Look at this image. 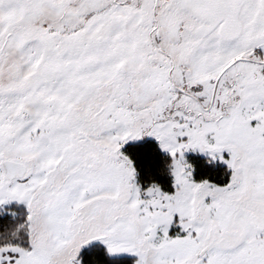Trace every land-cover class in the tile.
I'll use <instances>...</instances> for the list:
<instances>
[{"label":"snow or ice","instance_id":"obj_1","mask_svg":"<svg viewBox=\"0 0 264 264\" xmlns=\"http://www.w3.org/2000/svg\"><path fill=\"white\" fill-rule=\"evenodd\" d=\"M145 136L167 188L121 151ZM92 242L264 264V0H0V264H82Z\"/></svg>","mask_w":264,"mask_h":264},{"label":"trees","instance_id":"obj_2","mask_svg":"<svg viewBox=\"0 0 264 264\" xmlns=\"http://www.w3.org/2000/svg\"><path fill=\"white\" fill-rule=\"evenodd\" d=\"M121 151L133 160L136 169V181L141 186L148 183H157L162 188L170 185L171 177L167 171L168 158L163 154L156 143L152 141H143L125 145ZM205 158L192 156L188 159L194 165V178L208 179L219 182L226 177V168L219 164H205ZM17 212L23 210V206H13ZM82 264H93V261H100L101 264H132L135 260L131 257H118L114 259L106 258L103 254V246L98 242H92L90 245L82 248L80 254Z\"/></svg>","mask_w":264,"mask_h":264},{"label":"rangeland","instance_id":"obj_3","mask_svg":"<svg viewBox=\"0 0 264 264\" xmlns=\"http://www.w3.org/2000/svg\"><path fill=\"white\" fill-rule=\"evenodd\" d=\"M259 51V50H258ZM143 141H152V142H154V143H156V141L152 138V137H148V136H145V137H141L140 139H138V140H133V141H128V142H126V144L125 145H128V144H132V143H140V142H143ZM157 144V143H156ZM125 145H123L122 147H124ZM158 146V145H157ZM159 148V147H158ZM160 150V149H159ZM163 153V152H162ZM163 154H165V153H163ZM192 156H195V157H200V158H204L201 154H199V153H192V152H187V153H185V159L188 161V159L190 158V157H192ZM213 164H219V165H221V166H223V167H225L226 168V166L222 163V162H220V161H216V162H214ZM135 180H136V173H135ZM137 182V181H136ZM20 206H23V205H20ZM6 207H8V206H6ZM120 257H131V258H134L135 259V257L134 256H132V255H128V254H123V255H121Z\"/></svg>","mask_w":264,"mask_h":264},{"label":"flooded vegetation","instance_id":"obj_4","mask_svg":"<svg viewBox=\"0 0 264 264\" xmlns=\"http://www.w3.org/2000/svg\"><path fill=\"white\" fill-rule=\"evenodd\" d=\"M257 52H259V51L257 50Z\"/></svg>","mask_w":264,"mask_h":264}]
</instances>
